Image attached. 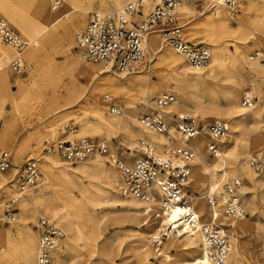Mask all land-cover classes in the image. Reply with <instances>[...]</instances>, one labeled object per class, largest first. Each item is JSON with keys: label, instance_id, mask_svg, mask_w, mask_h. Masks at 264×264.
<instances>
[{"label": "rangeland", "instance_id": "rangeland-1", "mask_svg": "<svg viewBox=\"0 0 264 264\" xmlns=\"http://www.w3.org/2000/svg\"><path fill=\"white\" fill-rule=\"evenodd\" d=\"M126 1L127 0H121L116 6L114 4V6L111 5L108 7V10L115 9ZM34 2L43 4V8L49 11L50 15H54L55 12L50 11L47 0H0V4L4 8L3 11H5V9L10 10V12L12 11L16 18L10 21L1 12L0 16L3 17L27 42V46L23 50L10 48L11 46L8 47L6 46L7 44L0 43L4 49L7 48L11 51L8 56L9 61L6 63L9 70L10 84L9 86L6 84L0 85V141L6 144V146L0 147L7 148L11 154V166L6 171L0 173V264H23L22 256L24 254V248L29 241L28 235L30 233L33 236L32 257L35 260L37 236L34 224L39 216L51 218V220L57 222L63 229L62 222L58 221L56 217L50 216L44 209V206L52 201L51 195L55 191H57L61 200L67 199L66 194L63 193L59 186H50L40 182V180L36 183L37 185L34 184V187L31 186L32 188L25 193L23 192L24 194H22V196L17 197L16 195L18 192L16 191L14 180L9 186L4 185V183L8 181V177L15 175L26 158L34 156L41 159L43 155H45L46 151L44 152L43 150L45 141L57 137V127L65 120H70L77 124L76 136L103 138L107 140L111 149H115L121 145H129L139 137H145L142 133H137L138 130L143 131L145 128H143L139 122L137 124L129 120V117L134 114L139 121L140 115L146 112L153 104L152 101L157 93L161 91L172 92L177 100L182 93L194 95L201 101L203 106L208 108V112L204 116L199 115L194 111L192 101L188 103L187 108L175 107L172 105L169 107L170 110L167 111L171 126L174 127L175 125L172 118L173 114L182 111H191V113H195L204 121H209L214 118L227 120L230 124V135L222 144V152L225 153V170L231 175L237 174L240 176L237 172L244 174L248 171L254 174V176L258 175L252 168L242 164L241 159L246 155L258 153V148H261L259 151L264 149V136L262 137V143L259 145L260 147H253L249 139L246 141L241 138L239 134V129L243 127L245 114H239V111L231 115L224 113L213 114L212 108L222 109L229 101L239 104L242 93L244 91H249L255 96L254 103L261 104V117H264V90L263 94H258L253 90V85L250 81L235 85L233 81L230 80L231 73L228 74L227 71H223L216 74V72L210 68L211 65L202 69V72H187L188 74L186 75L183 66L188 63L184 57L176 52L170 45L165 43L160 44V38L156 32L157 43L161 45V50L158 52L153 50L154 53L152 52L151 55L152 60L149 63L138 66L126 74L123 73L124 79L136 74L145 76L144 80L141 82L142 92H140L139 85H135L131 87L123 86L124 93L120 91L117 94L111 91L107 84H103L104 87L100 89L98 94V103L95 104L87 94V77L78 73L73 67H69V69L65 68L68 57L70 60L71 55L68 56L63 53L65 45H61L62 43H60V41L59 43L53 41L51 46L45 45L46 48L40 49L32 61L24 55V51L29 47L28 42L30 41L31 31L34 26H37V18L41 17L40 13H42L35 10ZM71 2L78 7V11H74L70 14V18L73 21L71 24L72 40L75 41L76 34L82 29L86 21L87 12L89 10H99L97 5L100 0H71ZM89 3H91V9L88 8L84 10ZM207 4L208 0L206 2L203 0H193V4L190 6L193 12L188 14L186 19L179 17L178 13L177 17L179 23L182 25L184 36L187 40L196 44H206L211 51H213L215 43H219V40L211 27L205 22H202V18L212 15L211 11L207 8ZM247 5L248 9L245 10L244 7ZM151 7V1L144 11L141 5L140 10L142 15ZM66 9L65 1L62 0V5L58 12H60V14L64 13ZM223 11L225 17H229L230 13H234L233 16L235 19L247 25L245 27V34H242L246 36V39L242 43H238L240 48L248 46V54L255 47H264V41L253 39V37L250 36L252 32H254V29H258L260 33L264 34V0H239L236 9L229 13L225 10ZM200 12H202L201 15H199ZM76 15L77 19H73ZM234 18H230L229 20L231 27H236L237 25ZM42 19H44L43 15ZM256 20L259 21L256 23ZM65 26L69 28V21L66 19L61 27L63 28ZM22 27L23 31L21 30ZM221 48L224 49V58L228 68L232 69V63H237L240 60L242 61V55L238 51H235V45L232 41H227ZM71 50L74 53L78 52L75 46H71ZM167 51L173 52L178 56V59L171 60L161 55L167 53ZM4 55L7 56V54ZM16 55H19L25 62L24 70L19 73L14 72L9 65L10 60ZM232 55L236 56L235 60L231 57ZM4 57L3 59L5 60ZM243 62L246 65L244 59ZM83 63L89 66L93 65V63L84 61ZM247 69L249 70L250 68L247 66ZM113 73L116 74V72ZM104 76V74H99V78H103ZM247 77L249 79L252 78L251 82H256L249 74H247ZM225 85L232 86V93L234 94L224 92L223 86ZM104 93H109L114 98L115 102L122 106L123 113L120 118H117V116L111 114L107 110L103 100ZM101 116L111 122L112 129L110 133L101 132L97 135L79 134L80 122L83 118L86 117L97 122ZM262 123L261 120V126L259 129L253 131L252 134H264V125ZM169 133L170 131L166 135H170ZM202 137L205 140V150L210 157L212 155L209 154L206 148V137ZM19 141L23 142V151L17 154L13 149ZM36 143L39 144V147L36 146ZM50 155H53L56 160L71 167L73 170L84 167L94 160H99L103 163L106 161L105 157L95 156V158L86 161L71 163L57 153H50ZM13 164H15L16 167L12 166ZM219 167L220 165L217 169H219ZM73 173L76 178L82 176L80 172ZM193 175V170L191 169V181L188 186V194L200 196L202 190L192 185ZM218 178L219 174L217 172L214 178L215 182H217ZM110 185H112V182H110ZM263 187L264 180L262 185L257 189ZM71 191L74 196H81L78 187H74ZM241 192V202L245 208V218L241 222V226H239L237 234L235 235V237H237L236 240L234 241L230 238L228 230L225 232L229 236L230 243H232V245L235 244L239 250V260L237 264H264V200L256 192V208L252 210L245 202V199L243 200L245 195L242 190ZM113 194L118 197L121 196L116 192H113ZM10 197H15L13 204L15 207V219L7 222L4 204ZM31 198H33V200L36 198L35 203L30 202L24 206L23 201L26 202L27 199L31 200ZM203 199H205L207 205H209L206 197L203 196ZM40 200H43L42 203L44 205L38 204ZM216 206L221 211L219 204ZM86 207L91 210L93 216H88V214L84 212L82 218H80L79 222L82 228L81 237L76 239L75 243H70V247L66 254L69 262L74 264H177V262L189 264L186 263V261L190 260L188 256L179 255L178 251L175 249L164 248L163 244L166 242L167 235H160L157 241L152 240L151 233L154 232V227L158 224V218L150 216L140 217L141 221H146L145 224H141V222V225L130 221H117L114 216H119V213L113 209L119 208L120 206L113 207L112 203L107 200L104 202L100 201L99 204L93 206L86 203ZM94 219L95 221L99 219V223L101 220V235L95 249H91L89 244H87V238L89 236L91 238L95 236L93 231L95 224ZM225 228L228 229L227 227ZM139 230L144 231L145 247H139ZM160 232L162 234V231ZM170 236L181 237L177 234H170ZM63 238H61L60 241L63 240ZM102 240L108 242L109 249H107V251H101L100 249L99 242H102ZM196 243L199 244V248L196 246L195 252L193 253L199 254V251H201L200 238L196 240ZM147 248H149L148 251H146ZM166 252L171 255L170 260L164 259L163 254ZM53 262L56 264L55 261Z\"/></svg>", "mask_w": 264, "mask_h": 264}, {"label": "built area", "instance_id": "built-area-1", "mask_svg": "<svg viewBox=\"0 0 264 264\" xmlns=\"http://www.w3.org/2000/svg\"><path fill=\"white\" fill-rule=\"evenodd\" d=\"M180 1L157 0L144 15L140 10L141 0H128L119 8L111 10H89L82 29L75 36L80 57L86 62L99 64L103 70L127 73L152 60V53L145 41L148 33L155 30L160 42L170 45L190 66L204 67L209 61L210 49L206 44H196L185 38L177 17ZM238 1L211 0L208 9L211 12L225 10L229 13L237 8ZM47 2L52 12L58 11L62 5V0ZM0 41L17 50H22L27 45L26 40L1 16ZM249 58L264 64V47L253 48L249 52ZM9 65L17 73L25 68V62L18 57L12 58ZM174 99V94L169 91L157 93L151 107L140 115V124L154 132L167 133L169 121L165 107ZM103 100L111 114L122 115V106L109 93L103 94ZM254 100L253 94L244 91L240 103L247 107ZM172 118L180 134L193 137L202 133L206 137L209 154L215 157L222 155V141L230 132L227 120L214 118L204 121L187 111L176 112ZM76 134L77 124L65 120L57 127V137L45 141L43 150L57 153L71 163L86 161L95 156L105 157L118 172L113 186L120 195L142 202L145 215L156 213L153 212V207L159 212L158 217L160 213L164 215L175 208L179 209L176 222L164 224L160 235L177 234V223L183 228L187 226L200 234L203 255L208 260L205 263L200 258L196 264H228V234L216 222L200 221L189 199L190 161L193 158L191 147L164 146L159 151L148 139L139 137L129 145L111 149L103 138L79 137ZM243 161L254 171L264 172V149L259 154L244 157ZM10 166V151L0 147V173ZM225 171H221L216 183L217 196L224 215L238 219L245 214L240 194L242 181L236 174L231 175ZM40 177L39 159L31 156L7 180L10 183L14 180L16 191L22 193L36 184ZM14 199L15 197H10L4 204L7 222L15 219ZM34 228L37 236L35 264H52L51 251L63 238L64 231L54 220L43 216L37 218ZM152 240L157 241L158 238L153 237Z\"/></svg>", "mask_w": 264, "mask_h": 264}, {"label": "bare ground", "instance_id": "bare-ground-1", "mask_svg": "<svg viewBox=\"0 0 264 264\" xmlns=\"http://www.w3.org/2000/svg\"><path fill=\"white\" fill-rule=\"evenodd\" d=\"M64 1H65V6L67 8L66 11L61 14L60 12L56 11L54 15H50L49 11L43 8V4L34 2L35 10L39 13L40 12L42 13H40L41 17L37 18L38 19L37 26H34V28L31 31L32 33L30 35V41L28 42L29 47L24 51V55L27 56L29 60L32 61L34 60L36 53L40 49L46 48L45 45L51 46L53 41L55 42L57 41V43H59L60 41V43H62L61 45H65V48L63 49L64 50L63 53L67 54L68 56L71 55L70 60L68 57V61L65 65V68L69 69V67H73L78 73H81L87 77V81H88L87 94L95 104L98 103V94L100 89L104 87L103 84H107L109 86V89L117 94L120 91L124 93L123 86L131 87L135 85H139L140 92H142L141 82L144 80L145 76L136 74V75H131L130 77L124 79L123 73L114 74L113 72L111 73V71L103 70L101 69V66L97 63H93L92 66L86 65L85 63H83L84 60L80 57L79 52H76L77 53L76 54L71 50V46L76 47V41L72 40L71 24L73 21L70 18V14L73 13L74 11H78V7L74 5L71 2V0H64ZM119 1L121 0H116V1L100 0L99 4L97 5V8L99 10H108V7H110L111 5L114 6V4L116 6V4ZM150 1L152 2V7H153V5L156 3L157 0H150ZM150 1L141 0L143 11L145 10L146 7L149 6ZM203 1L206 2L207 0H203ZM210 1L211 0H208V4ZM191 4H193V0L180 1L179 6L177 7V13L179 17L186 19L188 17V14H191V12H193V10H191L190 7ZM208 4H207V8H208ZM90 5L91 3H89L88 6H86V8L84 7L85 8L84 10H87L88 8L91 9ZM119 7L120 6L116 8ZM3 9L4 8L0 4V12L10 21L16 18L15 14H13L12 11L10 12V10H6V9L5 11H3ZM244 9L245 10L248 9V5L245 6ZM211 13L212 15H210L209 17L202 18V22H205L207 25L211 27V29L217 35V39L219 40V43H215V48L213 49V51H211V49L209 48L210 58L207 65H205L204 67L194 68L189 64L184 65L183 67L186 72V75L188 74L187 72H194V73L202 72L203 71L202 69L211 65L210 68L214 70L216 74L223 71H227L228 74L231 73L232 75L230 77V80L233 81V84L236 85V84H240L241 82L250 81V83L253 85L252 86L253 90L260 95L263 94L264 64H260L256 61L251 60L249 58V53L247 54L248 46L246 47L243 46V48H240V45L238 44V43H242L246 39V36L242 34H245L244 33L245 27L247 25H244L243 23L235 19L233 16L234 13L233 14L230 13L229 17H225L223 15L224 14L223 10H217L216 12H211ZM201 14L202 12L199 13V15ZM42 15L44 19H42ZM230 18L235 19V21L237 22L236 27L235 26L231 27L229 21ZM65 19L69 21V28H67L66 26L63 28L61 27ZM73 19H77V15L73 17ZM258 21L259 20H256L255 22L257 23ZM21 30L23 31V27L21 28ZM250 36L253 37V39H257L262 42L264 41V34L260 33L258 29L256 30L254 29V32H252ZM229 40L232 41L233 44L235 45V51H238L242 55V61L240 60L237 63L231 64L232 69L227 67V63L224 58V49L221 48V46ZM157 42H158L157 33L155 30H152L151 32L148 33L145 41L146 47L149 49L151 53L152 52L154 53V51L158 52L161 50L160 49L161 45H159ZM0 43L3 42L0 41ZM6 46L10 47L9 45ZM9 53H11V51L7 48L4 49L0 44V85L6 84L7 86H9L10 84L9 70L6 64L9 61L8 60ZM4 54H7V56H5ZM161 55L163 57L166 56L171 60L178 59V56L171 51H167V53H163ZM3 57L5 58V60L3 59ZM15 57L20 58L19 55H16ZM231 57L235 60L236 56L232 55ZM243 59L246 62V65L244 64ZM247 66L250 68L249 70L247 69ZM99 74H104L105 76L103 78H99ZM247 74H249V76H252L253 80H255L256 82L255 83L251 82L252 78L249 79L247 77ZM223 91L226 93H232L233 87L229 85H225L223 86ZM191 101L193 102L194 111H196L199 115L204 116L208 112V108L203 106L201 104V101L197 99L196 96L186 95L183 93L181 94L178 100L175 98L174 101H172L167 107H165V111L167 112L168 110H170L169 107L172 105H174L175 107L187 108L188 103ZM254 102L250 106L245 107L242 106L241 103L235 104L233 101H229V103L222 109L212 108V112L213 114L224 113L231 115L239 111L240 112L239 114H245L243 127L239 129V134L241 135V138H243L244 140L247 141V139H249V142L251 145H253V147H258L262 143V137L264 136V134L255 135L252 134V132L259 129V127L261 126V120L263 122L262 124L264 125V117H261V104ZM167 115L169 116L168 112ZM121 116L122 115H119L117 116V118H120ZM129 120L137 124L138 122L140 123V121H138V119L134 116V114L129 117ZM142 127L145 129H143V131L138 130L137 133L138 134L142 133L143 136H145L142 138L148 139L152 144L156 146V148L159 151H161L164 146H169V145L177 146L173 144L185 145L192 148L193 158L190 161V177H191V169H192L194 174L192 179V185L202 190L200 192V196L189 195V199L191 198L190 202L193 206V209L197 213L200 221L216 222L217 224L220 225V227L224 231L228 230L230 238H232L235 241L237 238L235 237V235L237 234L238 228L239 226H241V222L245 218V215H243L241 218L238 219L228 218L224 215L220 198H218L217 196L218 189L216 188V183L218 182L219 178L217 182H215L214 179L217 172L220 177L221 171L226 167L225 153L222 152V155L219 157H215V156H213L214 158L212 156L209 157L205 150V143H204L205 140L202 137V136L205 137V135L201 133L193 137H185L177 131L175 125L174 127L171 126L170 122L168 126V132L170 131L169 133L170 135H166L168 132L158 133L144 126ZM111 129H112L111 122H109L103 116H101L97 122H94L85 117L80 122L79 134L97 135L100 134L101 132L110 133ZM227 138H225L222 141V144ZM0 146H6V144H4L3 141H0ZM36 146L39 147V144L36 143ZM260 149L261 148H258L257 150L258 153L256 154H259L263 150L262 149L261 151H259ZM13 150L17 154L22 153L23 142L21 141L17 142V145L16 147L14 146ZM256 154H249L244 157L250 155H256ZM243 158L241 159L242 164L248 166L245 163V161H243ZM38 159L40 164V172L42 175L39 181L41 180L40 182H43L44 184H48L50 186L52 185L59 186V188H61L63 193L66 194L67 196V199L61 200L59 198V194L57 193V191H55L51 195L52 201L48 205L44 206L45 211L50 216L56 217L58 221L62 222L63 230L65 231L63 240L61 241L59 240L55 245V247L53 248V250L51 251L52 260L54 258L53 261H55L56 264H74L69 262V259L66 257V254L70 247V243L71 242L75 243V240L81 237L82 228L79 220L80 218H82L83 213L86 212L88 216L89 215L93 216L91 210L87 209L86 203L93 206L99 204L100 201L104 202L107 200L108 202L112 203L113 207L120 206L119 208L113 209L114 211H117V213H119V216H114L115 220L120 222L130 221V222H134L135 224H140L141 222H142L141 224H145L146 221L145 220L141 221L140 217L143 218L151 215L149 213H147L146 215L144 214L143 203L140 202L139 200L134 198H128L122 195L118 197L113 194V192L118 193L117 189L113 186V181L117 179L118 172L113 166H110L111 164L108 163L107 161H105L106 163L105 162L103 163L99 160H94L92 161V163L85 165L84 167L76 168L73 170L71 169V167L64 165L59 160H56V158L53 157V155H50V153L47 152H45V155H43L41 159L40 158ZM219 165L220 167L219 169H217ZM12 166L16 167L15 164H13ZM73 172H80L82 176L76 178ZM237 173L240 174L239 177L240 179L242 178L241 181L243 183L241 184L240 187V194L242 195L241 192L242 190L243 194L245 195L243 197V200L245 199V202L249 205V207L252 210H254L256 208L255 207L256 194L258 193L259 196L264 200V187L257 189L259 188V186L262 185V182L264 180V172H255L256 174H258L257 176H254V174H252L250 171L244 174H241L240 172ZM190 181L191 179H189L188 184H190ZM110 182H112V185H110ZM9 184L11 183L8 181L4 183V185L7 186H9ZM74 187L79 188L81 194L80 197H76L73 195L71 190ZM30 188L32 187L27 188L24 191V193ZM24 193L23 192L17 193L16 196L20 197ZM203 196L206 197L208 204L210 206L207 205L205 199H203ZM35 201L36 198L34 200L33 198H31V200L27 199L26 202L23 201V205L26 206L27 203L30 202L35 203ZM42 202L43 200H40L38 201V204L44 205ZM217 204H219L222 212L219 210V208H217L216 206ZM152 210H154L153 212L156 213H152L153 215H151V217L153 216L154 218H158L159 221L158 224L154 227V232L151 233L152 234L151 238L157 237L159 239L161 234L160 231L162 230L163 225L174 224L176 222V220L178 219L179 209L175 208L171 212L164 215L160 213L159 217H158L159 212H157L156 208L153 207ZM94 223L95 224L93 231L95 233L94 234L95 236L93 238H91L90 236L87 238V244H89L91 249H95L101 235V231H100L101 220L99 223V219H96ZM176 227L178 232L177 235L181 237H174L168 234L166 237V242L163 244L164 248L165 249L172 248L177 250L179 255L188 256L190 260L186 261V263L196 264L198 259L200 258L205 263H208V260L203 255L202 243H201V251H199L200 253L199 254L193 253L195 252L196 246H198L199 248V244L196 243V240H199V238L201 240L200 234L197 231H194L187 226H184L183 228L182 226L179 225V223H177ZM225 227H227L228 229H226ZM138 237L140 240L139 247H145L146 243L144 241L145 238L144 231L139 230ZM28 238L29 241L27 242V246L24 248L22 261L23 264H35V260L32 257L33 236L31 233L28 235ZM99 245L101 251H107V249H109L108 242L106 240H102V242L100 241ZM36 249H37V240H36ZM36 249H35V254H36ZM148 250L149 248H147L146 251ZM163 257L166 260H170L171 255L166 252L163 254ZM238 260H239V250L235 244L232 245V243H230V249L227 254V263L237 264ZM52 264H54V262ZM177 264H182V263L177 262Z\"/></svg>", "mask_w": 264, "mask_h": 264}]
</instances>
